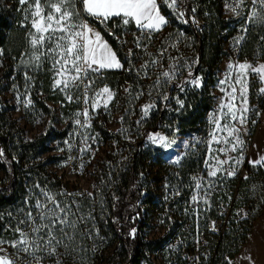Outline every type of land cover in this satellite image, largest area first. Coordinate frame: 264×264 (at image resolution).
Instances as JSON below:
<instances>
[{
  "label": "trees",
  "instance_id": "1",
  "mask_svg": "<svg viewBox=\"0 0 264 264\" xmlns=\"http://www.w3.org/2000/svg\"><path fill=\"white\" fill-rule=\"evenodd\" d=\"M238 2L177 0L181 17L170 13L159 1L167 23L158 31L139 28L134 21L125 25L121 17L102 22L84 10L86 18L110 42L122 63L119 69H105L95 76L99 86L108 85L116 90L111 105L121 112L127 133L131 137L136 133L142 139L159 131L170 136L195 137L179 163L167 162L157 148H135L133 140L126 141L127 157L109 154L100 162L99 178L93 191L87 194L72 193L69 184L62 189V181L55 180L49 171L47 154L53 142L62 139L65 133L52 129L30 138L4 106L2 96L11 84L23 83L26 71L23 57L30 46L32 26L24 19L25 4L20 0H0V171L3 173L0 240L11 242L17 239L14 229L23 225V229H28V225L19 222L26 219L30 209L35 214L37 200L47 203L42 195L45 193L62 207L71 209L69 219L75 222V227L65 226V231L72 239L65 237L61 244L67 253L87 249V254L81 255V262L87 264H141L148 251L160 247L158 241L145 240L143 235L147 224L145 207L156 203L150 182L160 180L170 181V186L179 184L181 188L178 199L182 203H163L158 210L165 212L162 219L165 232H177L186 219L182 217L178 222V217L171 218V210L175 207L173 215H182L194 192L193 178L205 172L203 165L212 130L209 114L215 102L222 61L233 56L239 60L264 61V10L258 4L254 6L252 0H244L240 7ZM254 9L259 15L253 19ZM140 39L142 42L138 43ZM145 39L151 43L143 47ZM165 69L171 75H165ZM38 80V90L50 96L51 76L39 75ZM197 80L199 85L194 83ZM148 102H153V106L145 115L144 106ZM102 133L113 144H121L119 133L104 130ZM246 167L245 177L222 179L227 188L220 195L225 203L231 204L232 214L216 252L217 255L224 252L230 259L238 254L241 242L264 214V166ZM216 198L217 194L212 193L205 229L210 222L225 217ZM242 207L246 211L240 219L236 211ZM56 235L60 238L63 234ZM80 245L83 248H78ZM109 247L113 250L105 263L98 258L94 261V252L89 250ZM219 263L230 264L224 259L212 261Z\"/></svg>",
  "mask_w": 264,
  "mask_h": 264
},
{
  "label": "rangeland",
  "instance_id": "2",
  "mask_svg": "<svg viewBox=\"0 0 264 264\" xmlns=\"http://www.w3.org/2000/svg\"><path fill=\"white\" fill-rule=\"evenodd\" d=\"M159 1L167 7L170 13L175 15L182 13L178 4L173 9L165 3V0ZM41 2L43 4L44 0ZM73 8L75 23L84 24L85 20L89 21L80 0H75ZM33 11L34 6L29 0V3L25 4L23 15L24 19L29 20L31 25L33 20L31 13ZM47 11L48 9L45 7V14ZM96 29L98 28L96 27ZM93 32L97 33L96 31ZM33 33H35V29L32 28L30 39ZM99 35L101 41L108 45V48L122 65L110 42L101 33ZM141 42L140 39L138 43ZM150 43L149 40L145 39L143 47ZM55 46L54 40H46L37 48H33L30 43L23 57V63L26 67V71L23 73V83L11 84L10 89L3 94L2 98L8 113L24 129L28 137L33 138L52 129L62 130L65 133L62 139L53 142V148L47 154L50 163L49 171L55 180L62 181V189H64L65 184H69L72 193L79 191L90 194L95 187L97 178H99L98 164L104 161L109 154L111 156L124 154L127 157L129 148H124L126 141L133 140L135 148L141 146L157 148L163 153L167 162L179 163L181 161L195 137L189 134L170 136L164 131H159L151 136L157 137L155 142L150 138L142 139L136 133L134 137H131L126 131L121 112L111 105L116 96V90L108 85L99 86L97 83L95 73L105 69H101L99 72H89L76 84L69 82L67 88H64L63 85L57 87L54 81L65 77L57 76L59 65L55 64V60L58 57L54 52L48 51L49 48L55 49ZM41 53L45 54L41 55ZM36 56L40 57L39 60L35 59ZM240 64L259 68L264 65V61L239 60L236 56L225 58L222 61L214 91L215 102L209 114L212 130L207 141L208 149L203 165L205 172H201L193 178L194 192L189 198V202L184 205L182 215H173L175 207L171 210V218L176 219L178 217V222L182 220V217L186 219L185 224L174 234L165 232L166 228L162 220L165 212L158 210L164 206L163 203H182L178 199L181 196V188L179 184L170 186V181L150 182L156 203L153 206L147 204L145 207L147 224L143 230V235L145 240L158 241L160 247L153 252L148 251L144 255L145 258L141 259V264H190L189 259L195 252L199 255V264H212L213 260L217 261L218 259L229 261L230 264H264V214L255 221L252 231L243 240V243L241 242V249L234 258H228L224 252L223 254L218 252V255L216 252L220 237L225 232L229 217L232 214L231 204L225 203L224 198L220 195L227 188V182L222 179L245 177L248 172L246 166L254 165L251 161L264 157V92H261V89H264V79L250 70H245L242 73L239 68ZM229 65L232 67L229 68ZM1 66L0 61V68ZM163 73L171 75L172 72L165 69ZM48 74L52 79L51 90L53 92L50 96H47L44 91L38 90L39 75ZM238 79L242 80V83H237ZM105 87L110 89L112 93L110 100L107 98V94L97 95ZM233 88L236 89L235 92H233ZM242 90L244 97L241 96ZM232 96H235L236 99L233 100ZM51 97L55 98L52 99ZM68 97L72 99L70 100ZM245 97L246 105L244 103ZM66 103L69 105L66 106ZM221 105H228L232 108V112H229V107L222 108ZM152 106L153 102H148L144 109L147 107L148 111ZM243 107H247L248 111L245 113L246 122L241 125L237 120L232 119V113L239 117V109ZM102 130L119 133L121 144L117 146L108 141ZM233 130L238 131H235L233 136H229L228 132ZM213 135L216 137L215 140ZM237 136L243 143L237 146L236 151H232L231 148L236 143ZM161 137L163 140L160 139ZM222 149L224 151H221ZM218 160L225 161V163L218 164ZM213 170L216 171V176L209 175V172ZM229 173L234 174L229 175ZM2 176L3 173L0 171V180ZM197 184L200 186L197 187ZM212 193L217 194L216 201L220 202L219 204L223 207L222 212L225 217L210 222L208 228L205 229L206 211L212 204ZM193 197L196 199L193 200ZM241 209L246 211L245 207ZM24 227L25 225L20 228L23 229ZM23 230L29 234L28 239L30 241L36 235L32 233L29 226L28 229ZM240 233H242V228ZM202 237L206 239L207 243H202ZM18 238L19 234H17ZM0 247L6 249L5 252H0V256H7L16 264H37L32 256L11 247L10 243H5ZM11 248L13 252L10 253ZM78 248L83 247L80 245ZM112 250L113 248L109 247L103 250L89 251L94 252L96 257L94 261H97L98 258V261L103 259L102 262L105 263L107 255ZM87 252V249H82L78 253L73 252V250L67 253L59 245L56 249V255L48 256L44 251H40V253L35 251V255L41 258L39 264H87L81 262V255L87 254Z\"/></svg>",
  "mask_w": 264,
  "mask_h": 264
},
{
  "label": "snow or ice",
  "instance_id": "3",
  "mask_svg": "<svg viewBox=\"0 0 264 264\" xmlns=\"http://www.w3.org/2000/svg\"><path fill=\"white\" fill-rule=\"evenodd\" d=\"M20 2L26 4L29 3V0H20ZM80 2L84 5V10L88 14L100 18L102 22H106L112 17H121L125 25L134 21L142 29L156 31L160 30L167 23L159 12L157 0H80ZM31 3L34 6V11L31 13L33 16L31 26L35 29V33L32 34L30 43L33 48H37L46 40L55 41V49L49 48L48 51L54 52L58 57L55 60V64L59 65L57 76L65 77L64 79H56L54 81L57 87L63 85L64 88H67L69 82L76 84L84 76H87L89 72H99L101 69L122 67L115 54L108 48V45L101 41L98 33H94L86 24L74 22L75 12L73 5L75 4V0H44L43 4L41 0H31ZM165 3L173 9L177 6V0H165ZM243 3L244 0H239L237 7L242 6ZM252 3L254 6L258 4L260 10H264V0H252ZM45 7L48 9L46 14ZM232 10L236 11V8ZM179 15L182 17L183 13ZM258 15V10H252L251 16L253 19ZM57 33L59 35H56ZM44 54L41 53V55ZM39 58V56L35 57L37 60ZM231 67L232 65H229V68ZM239 68L242 73L245 70H250L259 74L261 79H264V65L254 68L248 64H240ZM165 75L168 74L165 73ZM194 83L199 85L198 80ZM237 83H242V80L238 79ZM235 91L236 89L233 88V92ZM261 92H264V89H261ZM103 94H107L109 100L112 98V93L107 87L102 89L101 93L97 95L101 96ZM241 96L244 97L243 90L241 91ZM68 98L72 99L71 97ZM232 99L235 100L236 97L232 96ZM244 103L245 105L247 103L246 97ZM221 107L229 106L221 105ZM239 111V117L235 113H232V119L237 120L243 125L246 122L245 113H247L248 109L247 107H243ZM144 112L147 115V107L144 109ZM229 112H232L231 107H229ZM235 131L238 130L229 131L228 135L233 136ZM150 139L155 142L157 137L153 136ZM160 139L163 140L162 137ZM213 139H216L215 135H213ZM242 143L237 136L236 143L232 145L231 150L236 151L237 146L242 145ZM221 151L224 150L222 149ZM217 163L223 164L225 161L218 160ZM251 163L264 166V157L251 161ZM233 174L229 173V175ZM209 175L216 176V171L209 172ZM199 186L197 184V187ZM42 195L46 196L47 203L37 200L34 206L36 209L35 214L30 209L26 219L19 222L20 224L28 225L32 233L36 234L35 237L30 241L28 239L29 234L22 228L17 227L14 229L19 234L17 240L13 242L0 240V245L10 243L11 247L32 256L37 264H39L41 258L35 255V251H44L48 256L56 255L57 246L64 244L65 237L69 240L72 239L65 231V226L75 227V222L69 219L71 211L69 207H62L54 198L47 196L45 193H42ZM195 199L196 197H193V200ZM57 233H62L63 235L57 238ZM64 246L65 248L68 247L66 244ZM5 251L6 249L0 247V252ZM0 264H16V262L10 260L7 256H0Z\"/></svg>",
  "mask_w": 264,
  "mask_h": 264
},
{
  "label": "built area",
  "instance_id": "4",
  "mask_svg": "<svg viewBox=\"0 0 264 264\" xmlns=\"http://www.w3.org/2000/svg\"><path fill=\"white\" fill-rule=\"evenodd\" d=\"M84 24H86L91 29H96V26L93 23H91L90 21H86L85 20ZM236 214H237V217L241 219V218L244 217L245 211L243 209H238L236 211ZM215 221H218V220H215ZM215 221H212V222H215ZM201 241H202V243H207V241H206V239L204 237L201 238ZM215 255H216V252H215ZM198 261H199L198 253L197 252L192 253V255H191L190 259H189V263L190 264H199Z\"/></svg>",
  "mask_w": 264,
  "mask_h": 264
},
{
  "label": "crops",
  "instance_id": "5",
  "mask_svg": "<svg viewBox=\"0 0 264 264\" xmlns=\"http://www.w3.org/2000/svg\"><path fill=\"white\" fill-rule=\"evenodd\" d=\"M157 5H158V9H159V12L160 14L165 18V20L167 21V18L166 16L164 15V13L162 12L161 8H160V4H159V1L157 0ZM83 8H84V5H83ZM135 23V22H134ZM165 26V24L160 28L162 29L163 27ZM140 28V27H139ZM93 31H96L98 34H100V31L98 29H92ZM147 30V29H145Z\"/></svg>",
  "mask_w": 264,
  "mask_h": 264
}]
</instances>
